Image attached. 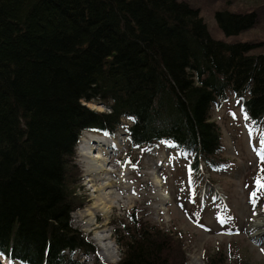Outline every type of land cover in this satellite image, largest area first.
Wrapping results in <instances>:
<instances>
[{"label":"trees","instance_id":"16d2710c","mask_svg":"<svg viewBox=\"0 0 264 264\" xmlns=\"http://www.w3.org/2000/svg\"><path fill=\"white\" fill-rule=\"evenodd\" d=\"M214 20L231 37L259 13L220 10ZM261 46L212 38L185 1L0 0V258L102 264L71 223L87 200L76 163L84 131L123 129L133 149L172 145L196 175L226 168L211 112L235 96L264 126V52L252 54ZM143 219L113 222L117 264H187L181 240Z\"/></svg>","mask_w":264,"mask_h":264},{"label":"rangeland","instance_id":"374dc122","mask_svg":"<svg viewBox=\"0 0 264 264\" xmlns=\"http://www.w3.org/2000/svg\"><path fill=\"white\" fill-rule=\"evenodd\" d=\"M178 1H185L199 10L212 38L226 43H262L252 54L264 52V0ZM220 10H257L259 21L256 27L248 31L226 37L214 20V13ZM86 105L97 112L107 111L97 102ZM211 119L221 128L223 154L229 159L226 168L212 174H193L189 169L191 156L172 145H162L152 150L130 148L123 135L124 130L118 129L115 139H108L116 149L115 155L110 157L107 166L110 174L106 177L111 183L109 189L115 193L113 196L119 198L107 219L96 215L94 222L88 226L89 218L83 213L93 204V190L98 183L89 177L82 156L81 136L87 140L90 133H81L76 146V163L82 173L81 188L87 200L83 209L71 215V223L98 249V263L119 262L121 248L117 245L114 233L117 227L113 222L124 220L134 213L137 218L143 217L144 221L175 234L181 240L187 264H207L213 258H222V264H264V239L256 241L252 238L254 231L251 229L256 214L264 219V189L258 191L256 183L257 179L264 183V172L261 171L264 169L261 159L264 154V126L254 127L250 124L241 109V102L235 96H230L220 108H214ZM123 121L131 123L126 118ZM107 134L101 135L107 138ZM154 173L160 184L154 181ZM253 193H256L255 197ZM104 230L118 253L114 263L107 262L99 255L100 247L95 236ZM74 257L81 258L85 264L96 263L93 256L75 254ZM0 263L10 264V261L0 259Z\"/></svg>","mask_w":264,"mask_h":264},{"label":"bare ground","instance_id":"6f19581e","mask_svg":"<svg viewBox=\"0 0 264 264\" xmlns=\"http://www.w3.org/2000/svg\"><path fill=\"white\" fill-rule=\"evenodd\" d=\"M82 138V156L85 160L89 177L91 179H95L98 183V185L95 184L97 187L93 190L92 200H94V202L83 213V216L89 218V221L87 222L88 226L94 222L96 215H101L107 219L110 216L113 204L119 198L113 196L115 193L109 189L111 187V183L108 181V177H106L110 174V170L107 166L110 164V157L114 154L116 148L115 146L109 144L110 141L108 140L109 138L114 140V136L108 135L106 138L104 135H95L90 133L87 140H83ZM153 179L157 184H160V180L155 173L153 175ZM251 229L254 231L252 238L256 241L264 239V219L260 218L257 214L251 224ZM95 241L100 247L99 255L107 262L114 263L118 257V253L110 240L109 235L105 233V230L96 234Z\"/></svg>","mask_w":264,"mask_h":264},{"label":"snow or ice","instance_id":"6c2138e0","mask_svg":"<svg viewBox=\"0 0 264 264\" xmlns=\"http://www.w3.org/2000/svg\"><path fill=\"white\" fill-rule=\"evenodd\" d=\"M261 159H262V162H264V154L261 155ZM133 167H135V165ZM261 171L264 172V169H261ZM256 183H257V190L258 191L261 189H264V183H261L260 179H257ZM252 195H253V197H255L256 193H253Z\"/></svg>","mask_w":264,"mask_h":264},{"label":"water","instance_id":"95a60500","mask_svg":"<svg viewBox=\"0 0 264 264\" xmlns=\"http://www.w3.org/2000/svg\"><path fill=\"white\" fill-rule=\"evenodd\" d=\"M97 106H100V105H97Z\"/></svg>","mask_w":264,"mask_h":264}]
</instances>
